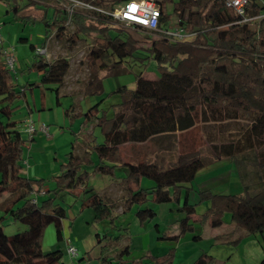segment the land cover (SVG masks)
<instances>
[{
	"label": "trees",
	"instance_id": "16d2710c",
	"mask_svg": "<svg viewBox=\"0 0 264 264\" xmlns=\"http://www.w3.org/2000/svg\"><path fill=\"white\" fill-rule=\"evenodd\" d=\"M41 1L29 0L25 6L34 7ZM83 1L112 11L133 0ZM13 3L17 14L21 9L17 0ZM156 3L162 10L159 31L148 32L131 26L158 37L145 49L139 48L138 40L119 28L108 15L94 13L91 19L79 13L73 16V37H94L102 41L101 48L92 47L87 56L92 63L101 60V68L109 69L107 76L121 74L119 66L125 58L143 54L140 62L155 61L159 78L149 81L143 79L141 73L137 74L135 89L121 90L120 102L114 106L111 118L98 116L99 104L89 108L85 116L97 120L102 134V141L89 150L97 154L98 161L93 164L88 151L86 157L69 152L55 179L54 193L65 191L77 196L83 193L81 209L91 208L95 223L109 219L113 228L126 234L127 228L114 225L115 218L107 203L87 186L89 173L85 169L93 164L95 173L116 177L115 169L121 167L125 173L122 181L129 191L126 211L137 206L135 216L140 225L155 217L153 209L142 208L146 202H180L185 188L182 210L187 216L179 222V227L181 233L186 234L193 230L189 218L195 214V209L188 203L190 188L184 185L191 184L202 169L230 160L236 168L242 194L199 191L201 199L210 201V206L197 221L203 218L212 228H218L223 224V215L228 213L236 229L243 230L245 236L259 235L264 243V6L251 0L242 17L225 8L224 0H156ZM48 8L44 7L41 17L46 42L52 33L58 35L65 28L64 13L52 7L53 15L48 20ZM245 18L251 21L242 23ZM175 27L182 29L187 38L181 41L164 38V32ZM35 48L30 45L32 51ZM2 52L0 48V117L3 118H0V199L4 194L10 198L4 204L0 202V212L24 225L26 231L6 236L2 229L4 215L0 216V264H64L62 252L44 251L42 240L49 226H54L57 240H62L66 210L55 203L54 197L40 201L37 197L41 180L29 179L21 173L20 162L27 141L10 120L17 108L15 102L25 98L26 93L25 88L17 90L12 83ZM37 57L32 69L41 75V82L60 86L69 68L68 61L48 62L44 56ZM113 58L117 61L106 63ZM101 91V79L93 76L84 87L83 95ZM197 121L202 125V145L194 148L193 141L180 135L193 129ZM153 139L171 140L169 145L177 146L175 156L169 153L170 146H167L160 149L163 154L160 162L140 157V149ZM32 140L33 136L29 137L28 141ZM202 146H209L210 158L201 155ZM124 147L135 151L137 158L125 161L120 153ZM166 156L171 159L163 165ZM143 178L151 180L153 186L141 188L139 182ZM132 185L135 190L131 189ZM33 198L35 204L31 203ZM124 234L119 233L114 240L121 241ZM96 237L98 243L106 239V235L96 234ZM129 254V246L125 245L115 260L106 255L99 260L102 264H173L172 251L149 256L147 260L124 261ZM213 260L202 253L192 264H211ZM259 264H264V258Z\"/></svg>",
	"mask_w": 264,
	"mask_h": 264
},
{
	"label": "rangeland",
	"instance_id": "374dc122",
	"mask_svg": "<svg viewBox=\"0 0 264 264\" xmlns=\"http://www.w3.org/2000/svg\"><path fill=\"white\" fill-rule=\"evenodd\" d=\"M28 1L17 0V5L21 10L16 14L13 0H0V48L5 52H11L15 59L14 68L11 70L12 83L16 85L17 90L25 88L26 96L15 102L17 108L10 121L15 124L13 128L18 131L22 139L27 141L23 147L20 162L21 173L29 179L41 180V192L46 194H40V201L49 196L54 197L55 203L62 205L67 216L71 217L69 220H92L94 230L101 234L100 237L106 235V239L100 243L94 241L93 247L92 243L86 242L88 245L86 248L95 254L103 249L105 250L104 255L112 260L116 259L121 248L128 245L132 256L141 255L145 260L147 256L144 254L149 249L152 257L166 255L172 251L173 264H192L202 253L214 259L211 264H259L264 258V243L261 242V236H245L243 230L236 229L230 223L228 213L223 215V224L218 228H212L203 218H201L203 221H197L210 206V201L201 199L199 191L208 190L213 194H242L241 183L232 163L224 162L210 169H202L191 184L184 185L190 188L188 203L194 205L195 209V214L189 218L193 230L186 234H182L179 227V222L187 216L182 210L185 188L182 190L180 202L172 201L161 204L153 203L151 200L146 202L142 208L153 209L155 217L151 222L143 225H140L135 216L137 206L126 211L125 200L129 191L123 182L118 185L114 183L109 193H107L108 189H105L104 193L101 192L113 177L95 173L93 170L92 166L98 161V156L95 152L88 151V148L100 143L102 134L97 120L95 118L89 120L85 114L92 105L99 104L98 116L105 115L111 118L114 106L120 102L121 90L135 89L137 74L141 73V77L149 81L159 78L157 64L153 60L140 62V59L144 57L140 52L142 55L125 58L120 63L121 74L107 76L109 69L101 68L102 61L97 60L92 63L87 56L92 47L101 48V40L94 37H73L74 27L72 25L65 27L58 35L55 32L52 33L46 42L45 27L41 17L44 7L49 6L46 17L51 20L53 2L43 0L34 7H26L25 4ZM170 9L171 7L168 6V10ZM87 18L92 17L87 16ZM118 27L133 35L138 40L139 48L145 49L158 39L157 36H151L125 24L118 23ZM30 45L36 48L46 47L48 55L44 58L48 62L58 59L68 61L69 68L60 86L41 82V75L32 69V64L38 60V57L35 50L30 49ZM113 61L116 62L117 58L106 60V63L111 64ZM93 76L101 79V93L83 95L84 87ZM27 119L33 122L36 129L31 142L28 141L29 136L23 130V124ZM41 126L48 128V136L39 131ZM201 128L202 125L197 121L193 129L180 136L193 141L194 148H198L202 145ZM170 141L169 139H153L140 149L139 156L160 162L163 155L160 149L170 146ZM169 148V153L175 156L177 146L171 145ZM209 150V146H202L201 155L210 158ZM85 151H88V157L93 162L91 166L85 167L89 173L87 184L94 189V192L100 193L101 198L111 209V216L115 218L114 225L117 228H127L126 234L123 230L113 228L109 219L95 223L93 210L91 208L81 209L83 193L79 196L65 191L54 193L55 179L60 173L61 165L66 162L67 154L73 152L79 157H86ZM120 153L125 161L137 154L129 150V147H124ZM170 159L166 156L163 165H167ZM174 159L173 157L172 161ZM105 163L110 164V162ZM115 170L117 177H124L123 168L117 167ZM140 186L147 188L153 186V182L143 178L140 180ZM9 198L8 194L2 195L1 204L8 202ZM3 215L0 213V216ZM69 225L71 226V223ZM2 229L6 236L26 231L24 225L13 222L8 215H4ZM69 229L72 232V228ZM146 229L151 230L147 235ZM119 233L124 234L121 241L114 240ZM143 233L146 237L138 236ZM163 236L176 239H164ZM237 240L239 241L236 243ZM78 245L81 246V244ZM86 248L83 249L86 251ZM54 249L60 250L64 258H67L65 240L58 242ZM89 262L90 264L98 263L95 260Z\"/></svg>",
	"mask_w": 264,
	"mask_h": 264
},
{
	"label": "built area",
	"instance_id": "2783aa9c",
	"mask_svg": "<svg viewBox=\"0 0 264 264\" xmlns=\"http://www.w3.org/2000/svg\"><path fill=\"white\" fill-rule=\"evenodd\" d=\"M53 2V6L64 13L65 23L64 27L72 26L73 16L75 14H82L86 16H93L94 13H101L110 16L119 24L126 26H137L148 32H157L161 28L162 10L156 3V0H133L116 7L112 11H105L90 5L83 0H48ZM251 0H224V7L233 10L237 15L244 16L245 8ZM264 6V0H255ZM93 18V17H92ZM251 21V19H244L242 23ZM166 39L181 41L187 38V34L180 28H172L164 32ZM35 54L46 57V47L35 48ZM3 61L7 69L10 71L14 68L15 59L11 52L3 51ZM24 132L32 137L36 132L33 122L29 119L25 120L23 124ZM39 131L48 136V128L41 126ZM43 194V192H40ZM31 203L35 204L36 199L33 198ZM67 252L71 258H77L78 252L75 247L68 245ZM81 264H90L88 260H84Z\"/></svg>",
	"mask_w": 264,
	"mask_h": 264
},
{
	"label": "crops",
	"instance_id": "0c3cea01",
	"mask_svg": "<svg viewBox=\"0 0 264 264\" xmlns=\"http://www.w3.org/2000/svg\"><path fill=\"white\" fill-rule=\"evenodd\" d=\"M89 150H90V148H88V151ZM86 152L87 151H85L84 153H86ZM136 155L137 154H134V155L130 156V158H131L130 160H135L137 158ZM224 162L231 163L230 160H223V161L214 163V164H212V165H210V166H208V167H206L204 169H210L214 165H217L219 163H224ZM115 172H116V170H115ZM115 176H116V173H115ZM122 178L123 177H117V176L113 177V179L110 180V182L107 183L104 186V188H102L101 192L104 193L105 189H108L107 193H109L110 190H111V186L114 183H116V185H118L120 182H123ZM87 186H88V184H87ZM139 186H140V182H139ZM151 187L152 186L147 187V188H151ZM131 189L135 190L136 187L134 186L132 188V186H131ZM201 191H203V190H201ZM95 193L99 197H101L100 193H98V192H95ZM39 196L37 197L38 199L40 198ZM69 218H71V217L69 215L67 216V214H66V219L62 221L61 235H62V240H65L67 258H64L63 253H62L61 262L64 263V264H81V262H83L86 259L88 261L95 260L98 263L102 264L100 262V260H99V258L105 256L104 253H102V250L98 254H95V252L92 253L86 248V246H88L86 244V242H88V244L92 243V245H91L92 247L94 246L93 242L94 241L97 242L96 234H98V233H97L96 230H94L92 220H69ZM70 223H71V226L69 225ZM69 228H72V232H70ZM146 231H147V233H146V235H147L148 233H150L149 231H151V230H147L146 229ZM99 235H101V234H99ZM146 235L144 233L143 234H138V236H145V237H146ZM149 238H150V236H149ZM58 242H60V241H58L57 238H56V231H55L54 226L47 227V229L44 232V236H43V240H42V249L44 251H53V250H55L54 248H56ZM78 244H81V246H79ZM68 245H71V246L76 248V250L78 252V257L77 258H71L69 256V254L67 252ZM77 246H79V249H77L78 248ZM83 248H86V251ZM145 248L147 249V247H145ZM144 256H147V257L151 256L150 252H149V249H147V252H146V254H144ZM140 258H143V256H141V255L140 256H138V255L132 256V254L130 252L128 258L124 259V261H133V260L136 261V260H138Z\"/></svg>",
	"mask_w": 264,
	"mask_h": 264
}]
</instances>
